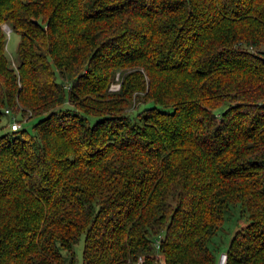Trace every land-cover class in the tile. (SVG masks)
Returning a JSON list of instances; mask_svg holds the SVG:
<instances>
[{
    "label": "trees",
    "instance_id": "obj_1",
    "mask_svg": "<svg viewBox=\"0 0 264 264\" xmlns=\"http://www.w3.org/2000/svg\"><path fill=\"white\" fill-rule=\"evenodd\" d=\"M10 116L0 264H264V0H0Z\"/></svg>",
    "mask_w": 264,
    "mask_h": 264
},
{
    "label": "rangeland",
    "instance_id": "obj_2",
    "mask_svg": "<svg viewBox=\"0 0 264 264\" xmlns=\"http://www.w3.org/2000/svg\"><path fill=\"white\" fill-rule=\"evenodd\" d=\"M2 31L5 36V45H4V51L6 53V57L9 60V65L11 67L14 66V54H15V47L17 43V36L14 33H11L9 30L7 31L6 28H8L6 25L1 26ZM115 77V76H114ZM111 90H116L117 89V84L112 83L109 87ZM24 120V119H23ZM22 120V121H23ZM9 119L6 122L5 118H2L0 120V126L1 124H4L5 126L8 125ZM17 121L20 125L21 128L25 129L27 132L32 133L31 129V123H32V118H29L27 121ZM3 131V128L0 127V132ZM235 216L232 215L230 217V220L226 223V221L222 224V229L218 231L219 233L212 238L211 240V245L214 246V248L217 250L215 253V256L222 252L225 249V246L227 244V241L231 235V233L235 230L238 229L239 227H242L244 222L242 219H238L235 221ZM223 231V232H221ZM81 244H82V239L81 236L78 238L77 242L74 244L72 247V254H73V259H74V264H80V250H81ZM62 256H64V252H61Z\"/></svg>",
    "mask_w": 264,
    "mask_h": 264
},
{
    "label": "built area",
    "instance_id": "obj_3",
    "mask_svg": "<svg viewBox=\"0 0 264 264\" xmlns=\"http://www.w3.org/2000/svg\"><path fill=\"white\" fill-rule=\"evenodd\" d=\"M4 113H8L7 109H4ZM9 120H10V121H9L7 127H8L10 130H13V129H15V128L18 127L19 123H18L16 120H14L13 117L10 116V119H9ZM156 243H157V240L154 241L153 245L155 246ZM224 263H225V253H224V251H222V252H220V253L217 255L214 264H224ZM132 264H140V259L137 258L136 261H135L134 263H132Z\"/></svg>",
    "mask_w": 264,
    "mask_h": 264
},
{
    "label": "bare ground",
    "instance_id": "obj_4",
    "mask_svg": "<svg viewBox=\"0 0 264 264\" xmlns=\"http://www.w3.org/2000/svg\"><path fill=\"white\" fill-rule=\"evenodd\" d=\"M6 30L8 31V29L6 28Z\"/></svg>",
    "mask_w": 264,
    "mask_h": 264
}]
</instances>
